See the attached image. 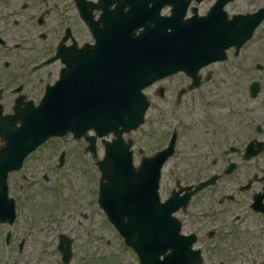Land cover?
Listing matches in <instances>:
<instances>
[{
	"label": "flooded vegetation",
	"instance_id": "obj_1",
	"mask_svg": "<svg viewBox=\"0 0 264 264\" xmlns=\"http://www.w3.org/2000/svg\"><path fill=\"white\" fill-rule=\"evenodd\" d=\"M215 1L195 3L198 13L206 14ZM248 4L255 7L246 12L253 13L264 7V0ZM103 6V0H0V110L4 114L13 113L18 102L25 106L42 100L63 67L61 60H47L75 45L94 42L85 16L101 18ZM229 53L238 56L234 49ZM259 56L264 57V20L246 44L240 77H234L239 67L229 59L203 67L196 80L182 72L146 89L150 99L146 137L150 146L156 142L151 153L165 147L177 133L175 155L168 164L175 162L178 167L170 179L190 192L217 176L180 212L184 229L198 235L204 264H264V62ZM257 80L259 94L253 97L251 86ZM85 146L84 142L76 148L70 144L66 161L82 164ZM57 153L40 152L36 161L47 166ZM29 160L22 176L31 178L29 170L41 187V178L47 177L39 164ZM41 194L20 192V215L13 224L0 222V264H65L59 249L62 233L72 235L74 246L85 253H73L68 264H102L99 252L93 251L102 245V236L90 239L84 229L90 224L88 218L75 216V224L66 225L64 231L57 224L53 228L50 209L31 205ZM91 208L90 202L82 203L78 215Z\"/></svg>",
	"mask_w": 264,
	"mask_h": 264
},
{
	"label": "water",
	"instance_id": "obj_2",
	"mask_svg": "<svg viewBox=\"0 0 264 264\" xmlns=\"http://www.w3.org/2000/svg\"><path fill=\"white\" fill-rule=\"evenodd\" d=\"M167 1L173 5L170 17L160 16L161 6L154 11L136 6L128 16L102 18V29L91 21L96 44L76 53L81 58L65 70L39 108L24 117H10L9 128H3L0 119V134L11 145V167L18 168L31 150L51 136L70 130L82 134L90 128L101 136L114 131L119 138L104 141L107 154L99 162L100 202L110 220L145 264H201L200 252L191 250L192 240L180 235L181 225L172 216L176 202H160L164 153L147 159L137 170L130 150L133 142L126 143L122 134L143 121L147 105L141 92L146 85L226 58L225 50L232 45L239 50L260 18L239 15L228 20L223 7L230 0H220L209 16L185 20L189 1ZM141 26L143 32L135 34ZM17 120L22 126L13 129ZM91 141L96 152V136Z\"/></svg>",
	"mask_w": 264,
	"mask_h": 264
},
{
	"label": "rangeland",
	"instance_id": "obj_3",
	"mask_svg": "<svg viewBox=\"0 0 264 264\" xmlns=\"http://www.w3.org/2000/svg\"><path fill=\"white\" fill-rule=\"evenodd\" d=\"M250 0H237L236 2L230 4L228 6V11L231 14H235V13H242V12H246L248 10L253 9L255 6L248 4ZM257 55L258 53L255 52ZM261 57V61L264 62V57L263 56H259V58ZM234 62L236 63V65L241 66V64L244 62L243 60H241L240 58H234ZM239 70L236 68L235 72H234V77H240V75L238 74ZM133 137H138L139 139H143L144 141V146L147 147L148 151L150 152L151 149L147 146L146 144V135H147V126H143L142 128H140V130L137 133H133L132 134ZM145 136V137H144ZM155 143L152 145L154 146ZM102 156H103V151H102ZM93 163V162H92ZM177 163L175 162H170L168 165H166L164 167L163 170V180H162V193L164 196H166L169 191H167V189L169 188V186L171 185V177H170V173L173 170H177ZM83 167H73L71 170H68L67 172L62 171L61 174L58 171H55L54 175H56L57 177V184L58 183H64V178L66 176V174H68V179H74L76 178L79 184H82V191H73L70 190L69 194L71 195V198L69 199V202L74 203V204H80L82 202H84V200L86 201H90L92 202L94 200V197L92 196V194L90 192L87 191V185L89 182V176H88V168H86V170H82ZM74 171V175L72 174V172ZM61 176V177H60ZM98 177V173H97V168L95 166H90V178L92 181L96 180V178ZM67 182V179H65ZM15 181V179H13V182ZM72 181V180H70ZM90 183V182H89ZM73 185V184H71ZM94 187V184L91 182L90 187ZM45 190V188L43 189ZM95 190V189H94ZM35 196V195H34ZM44 199L42 200L41 197L36 196L35 198V202L31 203V205L37 209H39V207L45 208V209H50L51 214L53 213V216L55 217V219L57 218V216H59V219L61 218V215H59L57 213V209L59 212L62 211L63 207L62 206H57L56 204V199H55V194L52 192V199L51 200H45V196H43ZM81 206V204L79 205ZM78 209V206L70 208L68 207V204H66V212L63 216H66L69 211L71 210V213H75L74 211ZM100 216L97 215L96 218V222L98 221V219H100V222H102V230L101 231H97V234H100L102 232V245L101 246H97L93 251L94 252H99L100 257L102 258V264H124V262H122L123 260H132L131 255H133V253L127 251L124 248V243L123 240L121 239V237L118 235V233L111 227V225L108 223V220L106 219V215L105 213L102 211L100 212ZM46 216V215H45ZM50 219V215L49 218L45 221L48 222ZM70 220L73 222V217L70 218ZM69 222V221H67ZM99 224V223H97ZM97 234L95 235L97 237ZM98 245V244H97ZM96 246V245H95ZM5 256L7 255L5 249ZM112 255V257H111ZM110 256V257H107Z\"/></svg>",
	"mask_w": 264,
	"mask_h": 264
}]
</instances>
